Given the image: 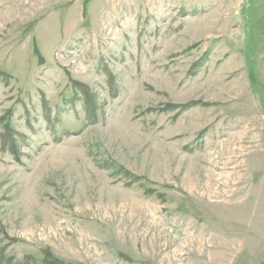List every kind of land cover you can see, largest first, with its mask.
<instances>
[{"label": "rangeland", "instance_id": "obj_1", "mask_svg": "<svg viewBox=\"0 0 264 264\" xmlns=\"http://www.w3.org/2000/svg\"><path fill=\"white\" fill-rule=\"evenodd\" d=\"M51 263L264 264V0H0V264Z\"/></svg>", "mask_w": 264, "mask_h": 264}, {"label": "trees", "instance_id": "obj_2", "mask_svg": "<svg viewBox=\"0 0 264 264\" xmlns=\"http://www.w3.org/2000/svg\"><path fill=\"white\" fill-rule=\"evenodd\" d=\"M34 52H37V50L34 49ZM170 107H173V105H171V104H166V105L164 106V109H171ZM3 145H4L3 147H6V141H4V144H3ZM8 151H10L13 155H16V154H17V152H16V150H15L13 144L10 145ZM51 264H52V263H51Z\"/></svg>", "mask_w": 264, "mask_h": 264}]
</instances>
